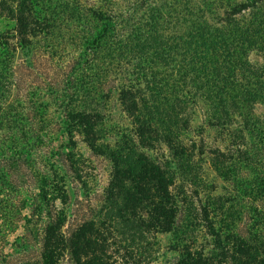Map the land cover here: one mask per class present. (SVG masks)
<instances>
[{"label": "rangeland", "instance_id": "obj_1", "mask_svg": "<svg viewBox=\"0 0 264 264\" xmlns=\"http://www.w3.org/2000/svg\"><path fill=\"white\" fill-rule=\"evenodd\" d=\"M10 3L9 10L5 7L0 10V61L14 72V81L10 78L6 84L9 89L6 97L19 110L24 109L19 120L36 141L29 137L18 138L12 130L0 134V145L4 144L0 147L6 148L0 154V176L2 173L6 176L3 182L0 180V264H24L39 260L40 250L33 239L36 233L39 237L44 220H38L31 227L33 233L28 239L33 247L24 246L21 238L25 234L23 217L29 216L35 200L41 202L37 197L41 187L48 190L51 213L55 218L59 214L64 217L62 231L66 236L91 220L100 208L111 179L112 165L107 155L92 151L81 134L74 136L75 147L70 148L64 135L62 108L71 104L81 111L99 114L100 132L96 143L102 149L115 148L123 137L131 136L133 130L132 121L118 98L119 84L124 81L130 64L114 62L115 65L110 66L107 45L98 50V58L91 54L96 47L93 46L95 33L101 26L89 18L87 12L93 6L104 5L100 1L11 0ZM188 3L195 6L193 11L200 8L201 17L214 25L228 6L237 8L249 1L116 0L114 7L120 14L136 8L130 18L133 21L147 14L148 7H157L163 18L162 26L174 33L186 26L181 22L179 28H175L174 23L185 21ZM262 3L264 5V1ZM210 4L216 5L213 13L207 7ZM175 11L180 19L173 15ZM239 16L234 18L239 19ZM16 21L40 23L35 28V36L28 34L25 46L20 45L24 41L17 36ZM247 22L235 21V24L247 28ZM130 23L121 25L120 34H127ZM253 33L256 34L255 28ZM255 34L248 37L251 44L243 42L231 46L228 43L222 47L229 57V60L221 58L219 63L220 78L225 80L227 89L222 105L215 106L197 97L187 109L184 117L189 123L181 134L182 145L188 153L183 170L180 171L163 143L143 149L152 161L169 168L175 175L170 189L177 210L174 226L168 233L152 236L150 264H176L187 246L192 252L212 259V264H236L229 261L230 254L225 250L237 238L264 236V177H260L264 173V147L255 154L249 149L250 155L246 157L236 158L228 153V148L232 147L229 146L232 141L229 129L244 131L241 122L245 119L252 121V127L244 133V143L254 144L256 149L264 144V33ZM94 57L99 65L97 69L105 71V78L98 80L96 74L86 68V62L91 63ZM107 64L111 68L109 73ZM222 80L217 85L223 83ZM222 108L229 112L231 119L219 122L217 118L221 117ZM12 137L18 138V157L24 159L17 166L11 162L17 158L10 150ZM217 150L222 155H217ZM69 151L80 160V180L65 164ZM216 162L224 163L223 176L215 170ZM52 170L64 181L63 204L51 200L50 183L38 181ZM118 260L120 262V258ZM59 264H71L67 254Z\"/></svg>", "mask_w": 264, "mask_h": 264}, {"label": "trees", "instance_id": "obj_2", "mask_svg": "<svg viewBox=\"0 0 264 264\" xmlns=\"http://www.w3.org/2000/svg\"><path fill=\"white\" fill-rule=\"evenodd\" d=\"M98 1L104 5L93 6L87 12L88 17L101 26L95 33L93 46L96 47L91 54L98 58V50L105 49L107 45L110 66L113 67L114 62L130 64V68L125 71L124 81L119 84L118 98L123 111L132 121V135L123 137L113 149H102L96 143L100 132V115L81 111L71 104L62 108L63 130L70 148L75 147L74 136L81 134L92 151L107 155L112 165L111 179L94 217L68 236L62 231L64 217L57 214L58 217L55 218L51 213L48 190L41 187L37 196L41 202L36 203L35 200L30 206L29 216L23 217L25 234L21 238L24 246L33 247L28 239L33 233L31 227L38 220H44L39 237L36 233L33 239L40 250L39 260L24 264H59L64 254L68 255L71 264H150L153 253L152 236L168 233L174 226L177 210L170 189L175 175L169 168L152 161L143 149L163 143L170 150L180 171L183 170L188 153L182 145L181 134L189 123L184 117L187 109L197 97L221 106L227 95L225 80L220 78L219 63L221 58L229 60V57L222 47L228 43L231 46L249 43L247 40L250 34H255L254 28L255 35L264 33V0H248L249 4L239 5L237 8L230 5L214 25L201 17L203 14L200 8L193 11L195 6L188 3L185 21L174 23L175 28H179L181 22L186 26L174 33L167 32L162 26L163 18H160L157 7H148L147 14L133 21L130 18L136 8L120 14L114 7L116 0ZM10 2L11 0H0V10H3L2 7L9 10ZM207 7L213 13L212 8L215 9L216 5L212 7L210 4ZM75 10L79 12L78 7ZM247 10L248 13L245 12ZM173 15L180 19L176 11ZM237 15H240L239 19L234 18ZM235 21H248L247 28L237 26ZM16 22L17 36L24 41L20 45L25 46L28 34L30 37L35 36V28L40 23ZM127 22H131L127 34H120L121 25ZM262 44L264 45V41ZM95 57L91 63L86 62V68L93 71L97 79L105 78V71L97 69L99 65H96ZM78 65L85 68L81 63ZM107 66L109 67L108 64ZM106 69L109 73L111 68ZM11 71L12 67L0 61V134L12 130L19 135L18 138L29 137L35 140L34 136L29 135L31 131H27L25 124L19 120L18 116L24 109L20 107L19 110L6 97L9 93L6 84L10 78L14 81V72ZM220 80L223 83L217 85ZM223 108L220 111L221 117L217 118L219 122L231 119L229 112ZM251 123L248 119L241 122L244 131L229 129L230 141L232 140L229 146L232 147L228 148V153L236 155V158L250 155L249 149H253L255 154L264 147L262 144L256 149L254 144L244 143V133L252 127ZM18 138L12 137L10 146V150L17 156L11 161L14 166L24 161L18 157ZM2 145L4 144L0 146ZM5 149L0 147V154ZM219 152L217 150V155ZM65 164L80 180V160L72 151L65 155ZM223 167L222 162L214 163L215 170L222 176L226 171ZM260 177H264V173ZM5 179V173H2L0 180L3 182ZM38 181L50 183V190L53 192L51 200L63 204L66 197L62 185L64 181L56 170L42 175ZM60 185L62 188H59ZM225 251L230 254L228 258L232 263L264 264V236L254 235L246 240L237 238ZM212 261L204 258L201 253L192 252L187 246L182 249L176 264H212Z\"/></svg>", "mask_w": 264, "mask_h": 264}]
</instances>
